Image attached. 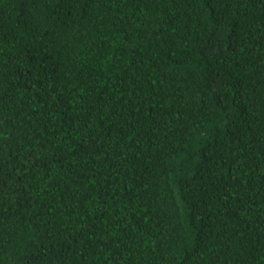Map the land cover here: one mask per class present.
I'll return each mask as SVG.
<instances>
[{"label":"trees","instance_id":"trees-1","mask_svg":"<svg viewBox=\"0 0 264 264\" xmlns=\"http://www.w3.org/2000/svg\"><path fill=\"white\" fill-rule=\"evenodd\" d=\"M0 264H264V0H0Z\"/></svg>","mask_w":264,"mask_h":264}]
</instances>
